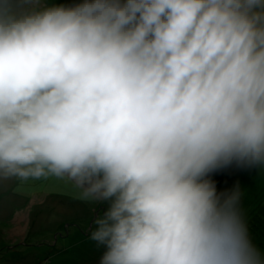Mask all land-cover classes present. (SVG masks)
<instances>
[{
	"label": "clouds",
	"instance_id": "1",
	"mask_svg": "<svg viewBox=\"0 0 264 264\" xmlns=\"http://www.w3.org/2000/svg\"><path fill=\"white\" fill-rule=\"evenodd\" d=\"M232 162L264 170V0H0V180L107 202L99 264H264Z\"/></svg>",
	"mask_w": 264,
	"mask_h": 264
},
{
	"label": "rangeland",
	"instance_id": "2",
	"mask_svg": "<svg viewBox=\"0 0 264 264\" xmlns=\"http://www.w3.org/2000/svg\"><path fill=\"white\" fill-rule=\"evenodd\" d=\"M82 2L51 0L65 6ZM204 179L214 183L217 194L240 189V210L250 237L264 247L259 229L264 227V170L232 162ZM106 208L107 202L82 199L81 189L67 177L0 180V264H54L60 258L61 264H99L105 248H97L89 233ZM74 236L80 238L70 243Z\"/></svg>",
	"mask_w": 264,
	"mask_h": 264
},
{
	"label": "bare ground",
	"instance_id": "3",
	"mask_svg": "<svg viewBox=\"0 0 264 264\" xmlns=\"http://www.w3.org/2000/svg\"><path fill=\"white\" fill-rule=\"evenodd\" d=\"M75 234H76V233H75ZM75 238H78V239H79L80 237H79V236H74V237L70 238V241H69V242L71 243L72 241L75 240ZM62 244H64V243H62ZM61 261H63V259H61V258H60V259H57V260L55 261L54 264H61V263H60ZM63 263H64V262H63ZM63 263H62V264H63Z\"/></svg>",
	"mask_w": 264,
	"mask_h": 264
},
{
	"label": "trees",
	"instance_id": "4",
	"mask_svg": "<svg viewBox=\"0 0 264 264\" xmlns=\"http://www.w3.org/2000/svg\"><path fill=\"white\" fill-rule=\"evenodd\" d=\"M262 228H263V229H262ZM259 229H262L263 231H262V230H261V231H262V233H264V227H261V228H259Z\"/></svg>",
	"mask_w": 264,
	"mask_h": 264
},
{
	"label": "crops",
	"instance_id": "5",
	"mask_svg": "<svg viewBox=\"0 0 264 264\" xmlns=\"http://www.w3.org/2000/svg\"><path fill=\"white\" fill-rule=\"evenodd\" d=\"M70 234H71V233H69V234L67 235V237H69Z\"/></svg>",
	"mask_w": 264,
	"mask_h": 264
}]
</instances>
